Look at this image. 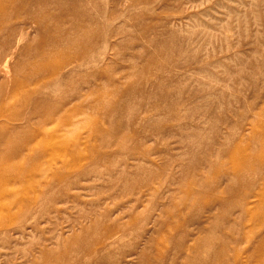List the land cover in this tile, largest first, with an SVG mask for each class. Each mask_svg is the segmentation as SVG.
Returning <instances> with one entry per match:
<instances>
[{
    "label": "rangeland",
    "instance_id": "rangeland-1",
    "mask_svg": "<svg viewBox=\"0 0 264 264\" xmlns=\"http://www.w3.org/2000/svg\"><path fill=\"white\" fill-rule=\"evenodd\" d=\"M0 264H264V0H0Z\"/></svg>",
    "mask_w": 264,
    "mask_h": 264
},
{
    "label": "bare ground",
    "instance_id": "bare-ground-1",
    "mask_svg": "<svg viewBox=\"0 0 264 264\" xmlns=\"http://www.w3.org/2000/svg\"><path fill=\"white\" fill-rule=\"evenodd\" d=\"M51 141V140H50Z\"/></svg>",
    "mask_w": 264,
    "mask_h": 264
}]
</instances>
